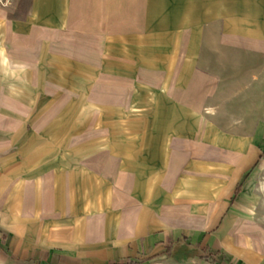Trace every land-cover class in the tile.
<instances>
[{
    "label": "crops",
    "instance_id": "crops-1",
    "mask_svg": "<svg viewBox=\"0 0 264 264\" xmlns=\"http://www.w3.org/2000/svg\"><path fill=\"white\" fill-rule=\"evenodd\" d=\"M193 6L204 17L197 25L199 38L192 26L186 42L191 72L145 71L149 85L163 95L217 92L225 78L247 76L256 66L249 62L264 58V0ZM127 7L120 8L119 0H19L12 15L0 8L5 47L0 56V264H130L135 256H164L178 245L208 247L228 264H264V150L251 161L246 150H230L233 155L224 161L204 160L229 164L233 172H206L209 178H229L230 185L221 198L212 191L198 201L194 194L176 192L184 175H199L193 164L200 159L191 155L187 169L181 159L185 151L172 148L170 168L160 176V199L150 203L152 171L138 173L130 165L121 170L114 152L119 143L111 150L103 140L101 146L89 145L79 133L68 135L64 154L57 153L58 137L49 133L58 118L52 111L72 106L78 93L54 77L71 73L65 61L111 59L105 44L119 36V13L127 12L124 21L135 24V10ZM146 7L144 35L151 13V5ZM79 75L87 82L86 74ZM97 75L114 78L102 71ZM185 75L190 85L180 86ZM117 90L111 83L97 86L93 103L117 108ZM99 135L96 140L103 139ZM59 155L65 164L55 163Z\"/></svg>",
    "mask_w": 264,
    "mask_h": 264
},
{
    "label": "rangeland",
    "instance_id": "rangeland-1",
    "mask_svg": "<svg viewBox=\"0 0 264 264\" xmlns=\"http://www.w3.org/2000/svg\"><path fill=\"white\" fill-rule=\"evenodd\" d=\"M207 1L119 0L120 8L130 6L131 11L135 10L136 19L134 25L127 24L124 18L128 13H119L120 20L115 22L118 24L116 33L119 32V36L109 37L105 44L106 57L111 59H103L98 63L94 60L81 63L65 61V68L71 70V73L67 75L59 72L58 75H64L61 78L54 77L78 93V98L72 102V106L52 111V115L58 118L50 125L49 133H54L58 137L54 141L58 154H64L63 151L67 149L69 142L65 138H68V135L86 134L84 139L89 138V145L98 143L97 145L101 146L103 140V146L111 150L113 144L119 143V149L114 152L120 157L121 170H128L130 165V168L138 173H143L146 169L154 174L163 170L160 151L163 150L161 148L171 127L175 130L172 148L185 151V156L181 159L186 162L187 169L192 159L191 155L200 160L230 159V153L233 155V152L241 150L239 135L247 136V146L244 150L250 161L259 150H264V58L249 62L257 67L249 68L247 76L241 72L238 76L225 78L226 82L218 87V91L209 94H193L188 89L186 92H168L163 95L154 86L149 85L147 80L150 78L145 76V71L148 73L161 69H167L169 74L173 72L172 70H176L175 72L185 70L186 74L191 72L192 63L184 57L188 47L186 42L192 38L189 36L192 32L190 27L197 26L204 17L203 12L195 9L193 5ZM145 5H151V13L150 25L144 35V10H148ZM13 12L14 10L11 13ZM194 37L199 38L197 29ZM101 71L105 74H114V78L98 76ZM81 73L87 75V82L85 77L79 75ZM85 83L87 91L80 94V89H83ZM110 83L117 86L115 103L118 107L92 106L91 104L96 101L97 94L94 91L97 90V86L101 88L102 85ZM179 85H190V77L188 75L181 77ZM151 89L155 91L150 92ZM107 95L104 92V96ZM193 100L199 102L195 103ZM203 106L213 108L215 111V115L210 118L212 123L210 128L203 127L202 124L198 126L190 124L191 120L195 122L190 111ZM133 107L139 109V115L134 116L128 130L122 131L124 126L121 113L132 111ZM42 111L43 109L40 110ZM260 129L263 133L260 140L255 143L253 139ZM96 133H100L99 136L103 139L96 140ZM221 134L227 139L223 144L216 141ZM159 136L163 137L162 141L159 140ZM148 139H151V155L146 156L144 145ZM104 182L102 185L106 191L108 190L106 180ZM130 264L228 263L224 257H216L208 247L178 245L171 247L164 256L145 259L135 256Z\"/></svg>",
    "mask_w": 264,
    "mask_h": 264
},
{
    "label": "bare ground",
    "instance_id": "bare-ground-1",
    "mask_svg": "<svg viewBox=\"0 0 264 264\" xmlns=\"http://www.w3.org/2000/svg\"><path fill=\"white\" fill-rule=\"evenodd\" d=\"M199 16V15H198ZM197 18L198 21L200 20V16ZM2 25V21L0 20V26ZM196 29H199L198 26ZM1 37V35H0ZM0 51L5 53V47L3 46V40L0 38ZM193 52L191 53V55ZM193 56V55H192ZM6 59V56H4ZM7 62V61H5ZM154 93V92H153ZM92 106H97L95 103L91 104ZM139 109L136 107H133L132 111H124L122 114V131L123 130H128L129 129V124L131 121H133L134 116L139 115ZM191 115L193 116V122L191 120V123H189L192 126H198L202 124L203 127L211 126V120L210 118L215 115V111L213 108L210 107H200V108H195L194 110L190 111ZM195 124V125H193ZM196 129H194L195 131ZM173 133H175L174 128H170V132L166 135L165 142L163 144V150H162V162H163V170L170 168L171 164V157H172V144H173ZM263 130L260 129V132L258 133L257 136L254 137V142L257 143L260 140V135H262ZM236 139H238L236 137ZM227 139L225 138L224 134H221L217 137L216 141L218 143L225 142ZM240 144L239 148L241 150H244L247 146L245 138H240ZM56 164H65L64 162V157L62 156H56V159L54 160ZM230 165L226 164L221 161H204V160H199L195 161L193 164V169L194 172H200L198 173L199 175H192V174H186L182 178V183L180 186V189L176 192V195H182L186 193H191L194 194L195 196H198V201L203 200V198L208 196L209 192L213 191V196L216 198H221L226 191L228 190V187L230 185V179L229 178H209L208 176L205 175L206 172H227L232 174V170L229 169ZM162 171L158 173L152 174L150 177L148 187H147V196H146V201L147 202H155L156 200L160 199V194L158 192L159 188V181H160V176L162 174ZM196 173V174H197ZM212 195V194H211ZM109 197H111V191L108 194Z\"/></svg>",
    "mask_w": 264,
    "mask_h": 264
},
{
    "label": "built area",
    "instance_id": "built-area-1",
    "mask_svg": "<svg viewBox=\"0 0 264 264\" xmlns=\"http://www.w3.org/2000/svg\"><path fill=\"white\" fill-rule=\"evenodd\" d=\"M19 0H0V8H3L5 11H7L9 14H12L11 12L17 7Z\"/></svg>",
    "mask_w": 264,
    "mask_h": 264
},
{
    "label": "trees",
    "instance_id": "trees-1",
    "mask_svg": "<svg viewBox=\"0 0 264 264\" xmlns=\"http://www.w3.org/2000/svg\"><path fill=\"white\" fill-rule=\"evenodd\" d=\"M250 174H251V173L249 172V173L247 174L246 178L249 177ZM246 178H245V179H246ZM243 182H244V180H243ZM243 182L240 183L241 186L243 185ZM241 186H240V187H241Z\"/></svg>",
    "mask_w": 264,
    "mask_h": 264
},
{
    "label": "clouds",
    "instance_id": "clouds-1",
    "mask_svg": "<svg viewBox=\"0 0 264 264\" xmlns=\"http://www.w3.org/2000/svg\"><path fill=\"white\" fill-rule=\"evenodd\" d=\"M0 56H3V52L2 51H0Z\"/></svg>",
    "mask_w": 264,
    "mask_h": 264
}]
</instances>
